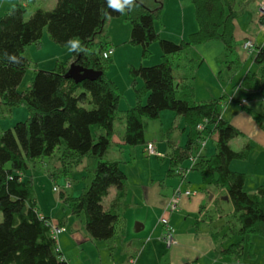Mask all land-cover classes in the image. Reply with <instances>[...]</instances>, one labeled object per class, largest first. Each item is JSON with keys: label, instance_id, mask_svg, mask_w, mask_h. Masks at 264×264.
Here are the masks:
<instances>
[{"label": "trees", "instance_id": "trees-1", "mask_svg": "<svg viewBox=\"0 0 264 264\" xmlns=\"http://www.w3.org/2000/svg\"><path fill=\"white\" fill-rule=\"evenodd\" d=\"M32 1L14 3L0 16V109L10 111L24 106L29 114L25 121L16 122L0 133V264H67L52 231L56 225L39 213L32 180L23 175L31 162L51 158L56 152L60 153L62 170L77 165L84 157L92 158L93 177L87 188L79 197L66 196L63 201L73 215H83L91 240L106 241L117 233L121 219L115 208L125 194L127 178L120 161L103 158L114 133L120 94L115 82L105 74L109 59L102 58L106 44L99 38L106 21L121 13L109 8L107 0H56L50 9L29 11ZM235 1L190 0L197 30L180 42L159 36L155 28L161 10L159 1L151 8L135 0L134 9L125 12L131 26L129 42L140 46L142 59L150 55L153 42H157L162 59L154 65L129 68L133 84L140 81L141 86L132 85L136 101L124 111L122 142L131 146L144 144V119H156L164 110L174 111L186 124L187 138L182 147H175L170 153L172 171V167L193 155L199 141L212 139L214 153L201 154L191 167L200 173L203 185L225 189L239 223L236 234L240 239L222 252L239 258L245 239L254 235L264 237V186L249 193L244 189L247 176L230 169L233 160L249 155L251 145L247 142L234 150L230 143L241 132L222 118V100L195 102L191 75L179 78L174 72L181 53L198 44L220 41L225 52L233 51ZM45 30L50 40L60 46H65L70 38H78L83 51L71 53L66 61H57L49 70L34 67L27 87L19 90L32 65L25 56V48L39 45ZM12 56L15 61L9 59ZM72 62L100 71L101 75L80 82L65 78ZM253 63L257 72H247L240 87L245 94L263 97L264 43L255 46ZM187 64L188 73L194 72L193 60L188 59ZM249 113L264 129V112ZM93 127L101 130L96 137L92 135ZM110 188H115L116 195L105 209L102 200ZM248 245L251 259L252 243Z\"/></svg>", "mask_w": 264, "mask_h": 264}, {"label": "crops", "instance_id": "crops-1", "mask_svg": "<svg viewBox=\"0 0 264 264\" xmlns=\"http://www.w3.org/2000/svg\"><path fill=\"white\" fill-rule=\"evenodd\" d=\"M139 1L151 8L155 7L157 1H159L161 3V14L164 13L166 9L170 10V8H178L179 21L177 22V26H175V30L170 31L174 32V36L176 37H174L173 35H171L172 33L167 31L169 22V18L167 16L165 19H163L162 17L161 19L159 18V21L155 23V28L160 37L171 40L173 42H180L181 40L185 39L188 34L197 30V23L194 18L195 11L193 10L194 8L190 0ZM261 2L262 0H236L234 3V9L237 12V16L235 19L234 37H236V35L238 34V40L240 44L239 47H233V51L230 55L232 59L230 61V64L228 65L229 69L232 68V63L237 64V55L242 57L243 51H245L242 48V43L244 41L250 40L254 43L255 46L262 45L264 43V14H261L258 10ZM130 30L131 26L130 23L126 20L125 13L121 14L119 17L110 18L106 21L104 33L100 36L99 41L106 44L104 49L111 48L113 50V53L109 58L111 64L115 63V59L120 55L123 46L125 48V46L127 45H133L129 42ZM177 38L179 39L176 40ZM154 43L157 42H153L150 47H153L155 49L157 45L155 44L156 46H154ZM36 47V51H39L40 44ZM223 50L225 49L220 41H208L196 45L189 51H196L201 54H209L211 56V59L213 60ZM156 51L157 50H153L154 53H157ZM157 55V59L155 60L161 61L162 53L160 50ZM181 55L182 57L179 62V66L175 68L174 72L176 77L186 79L188 78V58H186V51H183ZM25 56L27 57L26 54ZM241 57L240 59L243 60L247 58V56L244 57V55L242 58ZM27 58L31 61V66H33V68L36 67L38 69H44V67L41 65V58ZM152 62L156 61L153 60ZM152 62H149V60L146 58L142 59L141 64L152 65ZM210 67L212 71L216 72L217 67L214 61L212 66ZM253 67L254 63L252 58V65L249 68ZM249 70L247 72H249ZM233 74H237V71ZM110 78L117 85L116 81L112 77ZM240 82L238 87L234 88L232 92L227 93L225 89H222V92H220L221 95L219 97L214 96L210 92L208 94L209 98L205 101L220 98L223 102L222 118L229 121L237 130H239V132H241V136L243 137V139L242 143L238 144L237 149H234L232 147V143L233 141H235V139L230 143L231 147L234 150L241 149V147L248 142L250 143L251 148L254 144H256L261 147V151H264V129L257 124V122L249 113V111H257H254V109L251 108V105L250 107H248L247 101H245V103L241 105V100H248L245 99L248 98V94L244 93V91L240 87ZM231 104H233V107L229 108ZM180 117L183 120L182 116ZM183 123L185 124L184 120ZM185 128L186 124L185 127L182 128L183 132H185ZM97 132L99 134L101 133V130L98 129ZM169 134L170 132H168L167 143L170 146L171 151L173 148L182 147L185 144L187 134L184 143L178 146L171 142V140L169 139ZM122 136H120L121 142ZM210 140L212 139L206 141V145L202 152V155L209 156L214 153V146L212 151H209L207 147ZM147 143L151 142H146V144ZM156 153L164 154V158L167 157L166 151L159 150L156 151ZM194 154L195 151L193 152V155ZM83 159L80 160V162L77 164V167H79V164L83 163ZM89 159L92 161L91 163L94 164V160H92V158ZM188 160L190 161L189 165H184V162H182L179 166L172 167V171L169 170L170 164L167 166L168 168L164 164H162V166L159 167L157 171V176H159L158 179H155V177L150 174L149 177H146L142 181L134 182L132 185H125V194L115 208V212L120 216L121 219L120 226L117 230V233L109 240L98 242L91 240L90 236L85 230L84 218L82 214L76 216L71 212L70 214H68L67 212L62 213L61 216L55 217V220H53L52 218L49 219L53 225L59 226V224H61V227L65 228V231L57 233L55 235V238L57 248L60 251L62 257L66 260L67 264H71L69 259L66 258V241L70 240L77 241L78 245H80V252L84 255L85 260L81 264H87L88 262L86 261V259H89V261L99 259V261H96V263L103 264L104 254L107 255L108 262L106 264H235L237 260L234 259V256H231L226 252H222L229 245L227 247L223 246L221 248L217 246V244L219 243L218 241H223L224 244L226 242V238L220 236V232H215V230L212 229V224L218 223L220 220H223L224 217V215H222L224 214V209L220 201H226L231 207L230 212L233 211L229 199H224V197L226 196V191L223 188L208 186L209 188H207V195L210 196V201L206 203L203 193H201L200 190L197 189L196 186L193 185V183H191V178L195 181H199L198 184H201L202 182L200 173L197 170L192 169V161L190 158H188L186 161ZM235 161L236 160H233L230 163V169L237 172H243L240 169H237V167L235 166L236 164L233 166V163H236ZM27 172L28 171L24 173L23 177H30V179L33 180L34 175L27 174ZM48 175L53 179V174L49 173ZM164 176L165 178L162 179ZM245 185L246 180L244 189ZM256 186L257 187L254 192H256L259 186H264V183H257ZM176 189L181 193L180 198L177 204V209L170 212L167 211L166 208ZM185 191H190L193 194H191L190 196H186L183 194V192ZM115 195V188H110L108 194L103 197L102 200V204L105 209L109 208V205L115 198ZM216 196L218 197L219 202L215 201ZM211 202L217 205L219 220L208 217L209 221L206 222L207 211L209 210V208H211ZM205 208L206 211L203 212ZM38 210L42 216H46L42 213L39 207ZM163 215L167 217L169 223L175 230L173 235L175 243L172 245H167L162 238L164 228L159 219ZM202 225L206 226L207 228L204 229ZM59 236H61L60 240L58 239ZM237 237L239 236L237 235ZM115 239H121L123 251L127 252V255L125 254V256H127V258L125 257L126 260L125 258L121 259L119 263H117L116 260L111 257L113 256V248L109 243L111 241H115ZM250 239V237L246 239L248 240V244L250 242ZM238 241H235L233 243H236ZM93 244L96 246H93ZM94 247H96V249Z\"/></svg>", "mask_w": 264, "mask_h": 264}, {"label": "rangeland", "instance_id": "rangeland-1", "mask_svg": "<svg viewBox=\"0 0 264 264\" xmlns=\"http://www.w3.org/2000/svg\"><path fill=\"white\" fill-rule=\"evenodd\" d=\"M54 1L56 0H33L29 11H33L36 8L50 9L55 5ZM14 3H23V0H0V16H3ZM166 16L169 18L167 31L170 32L175 30V26H177V22L179 21L178 8H170V10L166 9L162 14L160 10L159 18L161 19L162 17L165 19ZM170 33L174 36V32ZM178 39L179 38L176 40ZM238 39L237 34L236 37L233 38V44L236 47H239L240 44ZM155 44L157 45L155 49L149 47L150 55L147 57L149 62H152L153 60L156 61L152 62V65L160 62L155 60L157 59V53L160 50L158 44L154 43V46H156ZM36 46L37 45L35 44L27 46L25 48V54L29 58H41V65L44 67V69L41 68L42 70L52 69L57 61H66L67 58L71 56V52H69L65 46H60L50 40L46 30L43 31L39 51H36ZM153 50H157V53H154ZM248 52L249 51L246 52V50L243 51L242 57L243 55L244 57L247 56L244 60L240 59L241 56L237 55V64L232 63L233 66L229 69L228 65L232 59L230 57L231 52L228 53L223 50L212 60L209 54H201L189 50L186 51V58L193 60L194 62V72H189L190 74L188 73V76L191 75L190 84L194 88V101H205L209 98L208 94L210 92L214 96L219 97L222 89H225L227 93L232 92L234 88L238 87L241 78L249 69V72H257L258 69L255 64L253 68H249L252 65V55L254 50L249 52V54ZM141 61L140 46L127 45L125 48L124 46L122 47L120 55L115 59V63L111 64L109 59L105 69L107 77H112L116 81L120 99L117 105V118L114 120L113 124L114 135L111 139L110 147L103 159L121 161L120 167L127 177L126 186L132 185L137 181H142L146 177H149L150 174H152L155 179H158L159 176H157V171L159 167H161L162 164L166 167L170 164L169 155L171 153V148L167 143L168 132H170L169 139L176 146L184 143L187 134V127L184 130L185 132L182 131L185 124L180 115L171 110H164L156 119H144V139L146 142H151L156 151H166V158H164V156H149L145 151L146 142L134 146L125 145L121 142L120 136H122L124 131V111L128 106L134 105L136 101L135 90L132 85H135V87L141 86L138 84L140 81L133 84L132 77L129 74V66L136 67L142 65ZM213 61L217 67L216 72L212 71L210 67L213 64ZM32 71L33 66H30L19 85V90H24L27 87L32 76ZM236 71L237 74L234 75L233 73ZM247 99L248 107L251 105V108L254 109V111H257L258 113L264 112V96L262 97L259 94L248 95ZM144 101L145 98L143 99V102ZM231 107H233V104H231L229 108ZM0 110H3L2 113L0 111V133L4 129L12 127L16 122L25 121L29 115L28 110L24 106L13 107L10 111H7L6 109ZM262 123L264 125V119H262ZM97 131V127L92 128V135L94 137L98 134ZM238 137L239 138H235V141L232 143L234 149H237L238 144L242 143L243 137L241 135ZM213 146V140H210L207 146L208 150L212 151ZM251 149V153L247 157L238 159L235 161L236 163H233V166L236 164L235 166L237 169L243 171L241 173H244L247 176L245 191L249 193L255 191L257 183H264V151H261V147L256 144H254ZM59 156L60 153L56 152L51 158H44V160L41 161L31 162L27 169V174L34 175L32 189L39 209L49 219L52 218L53 220H55V217L61 216L62 213L68 212V214H70L68 204L63 201V197L67 196L71 199L79 197L89 185L94 170V164L91 163L92 161L89 157H84L83 163L79 164V167H77L78 165L71 164L65 170H62V168L60 169ZM183 164L189 165L190 161H184ZM49 173L54 175L53 179L49 177ZM164 178L165 176L162 179ZM198 182L199 181H195L191 178V183L203 193L204 199L206 203H208V201H210V196L207 195V188L209 187L202 183L198 184ZM215 198V201L219 202L218 197L216 196ZM220 202L224 209V214H222L224 215L223 220L212 224V229L215 230V232H220V236L226 238L224 244L223 241H218L219 243L217 242L219 248L223 246L227 247L231 243L239 240V237L236 235V230L239 227L238 220L235 215L231 213L232 211L230 212L231 207L228 203L226 201ZM204 211H206V208L203 212ZM218 214L217 205L211 202V208L207 211L206 222L209 221L208 217L219 220ZM1 219L2 215L0 213V221ZM202 227L204 229L207 228L204 225H202ZM60 237L61 236L58 237L59 240ZM250 238V243H252V258L254 259L248 257L249 245L248 240L245 239L244 250L241 252L239 258H234L237 260L235 264H264V237L254 235L250 236ZM109 244L113 248V256L111 257H113L117 263H119L121 259H124L125 257L127 258V256H125V254L127 255V252L123 251L121 239H115V241H111ZM93 246L96 245L93 244ZM94 248L96 249V247ZM66 251V258L69 259L71 264H81L85 261L84 255L81 254L80 245H78L77 241H66ZM86 261L88 262L87 264H97L96 261H99V259H94L92 261L86 259ZM107 262V255L104 254L103 264H106Z\"/></svg>", "mask_w": 264, "mask_h": 264}, {"label": "built area", "instance_id": "built-area-1", "mask_svg": "<svg viewBox=\"0 0 264 264\" xmlns=\"http://www.w3.org/2000/svg\"><path fill=\"white\" fill-rule=\"evenodd\" d=\"M259 12L261 14H264V0H262L261 4L259 5ZM242 48L246 51L251 52L252 50H254L255 45L252 41L250 40H246L242 43ZM113 50L111 48H107L104 49L102 51V58L104 59H109L110 56L112 55ZM245 101L247 100H241V105H243L245 103ZM197 128L200 130L202 129V125H198ZM208 140V138L203 139L202 141H199L198 146L196 147L195 150V154L192 155L190 157L191 161H192V165L197 161V157L200 156L205 148L206 145V141ZM145 151L147 152L148 155H155V156H159V157H163L164 154H159L156 153L154 145L152 143H147L145 146ZM180 191L179 190H175L172 198L166 208L167 211H174L177 209V204L180 198ZM184 195L186 196H190L191 193L190 191H185L183 192ZM160 223L162 224L163 228H164V233H163V241L167 244V245H172L175 243L173 235H174V228L173 226L169 223L167 217L165 215L161 216V218L159 219ZM52 231L53 233L56 235L57 233L60 232H64L65 228L64 227H60V226H52Z\"/></svg>", "mask_w": 264, "mask_h": 264}, {"label": "clouds", "instance_id": "clouds-1", "mask_svg": "<svg viewBox=\"0 0 264 264\" xmlns=\"http://www.w3.org/2000/svg\"><path fill=\"white\" fill-rule=\"evenodd\" d=\"M107 5L109 8L119 11L124 14L128 10H133L135 5V0H107ZM65 47L71 53H80L83 51V46L78 38H70ZM12 61L16 60V57H9Z\"/></svg>", "mask_w": 264, "mask_h": 264}, {"label": "water", "instance_id": "water-1", "mask_svg": "<svg viewBox=\"0 0 264 264\" xmlns=\"http://www.w3.org/2000/svg\"><path fill=\"white\" fill-rule=\"evenodd\" d=\"M100 75V71L84 68L81 65L72 62L70 63L69 68L66 71L64 77L72 79L74 82H80L83 79L95 78ZM224 199H228V197L225 196Z\"/></svg>", "mask_w": 264, "mask_h": 264}]
</instances>
